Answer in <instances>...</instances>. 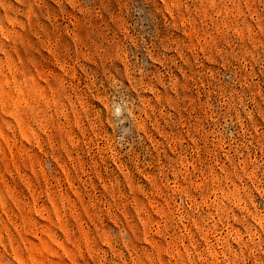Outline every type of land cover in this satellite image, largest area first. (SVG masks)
<instances>
[{"label": "rangeland", "instance_id": "1", "mask_svg": "<svg viewBox=\"0 0 264 264\" xmlns=\"http://www.w3.org/2000/svg\"><path fill=\"white\" fill-rule=\"evenodd\" d=\"M0 264H264V0H0Z\"/></svg>", "mask_w": 264, "mask_h": 264}]
</instances>
